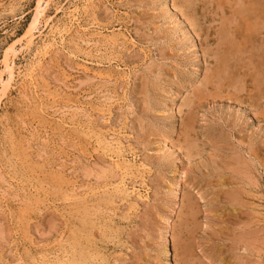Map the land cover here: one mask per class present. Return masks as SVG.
I'll list each match as a JSON object with an SVG mask.
<instances>
[{
    "label": "rangeland",
    "instance_id": "1",
    "mask_svg": "<svg viewBox=\"0 0 264 264\" xmlns=\"http://www.w3.org/2000/svg\"><path fill=\"white\" fill-rule=\"evenodd\" d=\"M39 1L0 0V264H264V0Z\"/></svg>",
    "mask_w": 264,
    "mask_h": 264
},
{
    "label": "bare ground",
    "instance_id": "2",
    "mask_svg": "<svg viewBox=\"0 0 264 264\" xmlns=\"http://www.w3.org/2000/svg\"><path fill=\"white\" fill-rule=\"evenodd\" d=\"M42 1L43 0H40L39 2H38V4H37V6H36V8H35V13H34V24L37 22V20H38V17H40L41 15H42V13H43V11L45 10V7L44 6H42ZM190 1H192V0H190ZM190 1H188V3L190 2ZM193 2V1H192ZM191 3V2H190ZM97 4V3H96ZM194 4V3H193ZM93 8V7H92ZM74 10V9H73ZM96 10V9H95ZM88 11V10H87ZM77 12H78V10H77ZM82 13V12H81ZM90 13V12H89ZM93 13V12H92ZM100 13V12H99ZM115 14V13H114ZM93 16H94V13L92 14ZM91 15V16H92ZM92 16V17H93ZM184 16V15H183ZM95 18H96V16H94ZM93 17V18H94ZM77 18V17H76ZM97 19V18H96ZM74 20V19H73ZM95 21H98V20H95ZM74 22V21H73ZM34 24H33V28L31 29L32 31L34 30ZM71 24V23H70ZM95 27V26H94ZM84 28V27H83ZM69 29V28H68ZM72 29H70V31H71ZM77 30V29H76ZM86 30V29H85ZM227 30V29H226ZM98 31V30H97ZM224 31V30H223ZM58 32V31H57ZM227 32H229V31H227ZM30 33H31V37L32 36H34L33 34H32V32L30 31ZM53 33H54V31H53ZM59 33H60V36H61V38H63V32L62 31H59ZM69 33V32H68ZM98 33V32H97ZM96 34V33H95ZM231 34H233V33H231ZM81 35V34H80ZM110 35V34H109ZM118 35V34H117ZM103 36V35H102ZM132 37V36H131ZM223 37V36H222ZM52 38V37H51ZM54 38V37H53ZM104 38V37H103ZM116 38V37H115ZM127 38V37H126ZM133 38V37H132ZM64 39V38H63ZM87 39V38H86ZM235 39V38H234ZM104 40V39H103ZM132 40V39H131ZM54 41V40H53ZM62 41V40H61ZM88 41V40H87ZM95 41V40H94ZM105 41V40H104ZM121 41V40H120ZM135 41V40H134ZM192 41H194V40H192ZM69 42V41H68ZM73 42V41H72ZM92 42V41H91ZM118 42H119V39H118ZM63 43V42H62ZM81 43H82V41H81ZM84 43L86 44L87 42H86V40L84 41ZM94 44H96L95 42H93ZM54 43L53 42H51V41H47L44 45H43V47L40 49V50H38L39 51V53L43 56V58L44 57H46V55H48L49 53H50V50H51V46L53 45ZM114 44V43H113ZM121 44V43H120ZM57 45H58V43H57ZM64 44H62V46H63ZM70 45V44H69ZM88 45V44H87ZM127 45V44H126ZM96 46V45H95ZM116 46V45H115ZM118 46V45H117ZM124 46V45H123ZM74 47V46H73ZM94 47V46H93ZM119 47V46H118ZM125 47V46H124ZM194 47V46H193ZM229 47V46H228ZM97 48V47H96ZM117 48V47H116ZM59 49V48H58ZM95 49V48H94ZM125 49V48H124ZM67 50V49H66ZM236 50H238V49H236ZM59 51V50H58ZM57 51V52H58ZM231 51H233V50H231ZM68 52V51H67ZM79 52V51H78ZM102 52V51H101ZM112 52V51H111ZM217 52V51H216ZM225 52V51H224ZM235 52V51H234ZM241 52V51H240ZM69 53V52H68ZM98 53H99V51H98ZM73 54V53H72ZM217 54V53H216ZM70 55V54H69ZM74 56H76V55H74ZM79 56V55H78ZM223 56V55H222ZM5 57H7V55H5ZM229 57V56H228ZM100 60V59H99ZM226 60V59H225ZM231 60V59H230ZM45 61V60H44ZM89 62V61H88ZM232 62V61H231ZM90 63V62H89ZM220 63H222V62H220ZM237 63V62H236ZM46 64V63H45ZM6 65V69H7V71H8V77H7V79H4L2 82H1V86H2V90L0 91V92H3L2 94H5L9 89H10V86L12 85V83L14 82V80H15V78H14V74H13V71H12V69H11V67L9 66V65H7V64H5ZM44 65V64H43ZM100 65H102V64H100ZM235 67H236V64H235ZM117 71V70H116ZM129 74H131V71H130V73ZM41 75V74H40ZM88 75V74H87ZM134 75V74H133ZM109 77V76H108ZM113 77V76H112ZM123 77H125V76H123ZM106 78V77H105ZM127 78H128V76H127ZM109 79V78H108ZM112 79V78H111ZM130 79V78H129ZM110 81H112V80H110ZM260 81V80H259ZM261 82V81H260ZM35 89V88H34ZM33 102V101H32ZM53 110V109H52ZM88 112V111H87ZM112 112V111H111ZM62 114V113H61ZM59 115V114H58ZM76 115V114H75ZM88 116V115H87ZM86 116V117H87ZM88 120V119H87ZM128 121V120H127ZM91 123V122H90ZM85 124V123H84ZM83 124V125H84ZM87 124V123H86ZM85 124V125H86ZM126 124V123H125ZM82 125V124H81ZM111 125V124H110ZM102 126V125H101ZM82 127V126H81ZM100 127V126H99ZM77 128V127H76ZM128 128V127H127ZM88 129V128H87ZM93 131V130H92ZM101 131V130H100ZM118 131V130H117ZM86 132V131H85ZM96 132V131H95ZM124 132V131H123ZM99 133H101V132H99ZM104 134V133H103ZM124 134V133H123ZM122 134V135H123ZM105 135V134H104ZM112 135V134H111ZM128 137V136H127ZM133 137V136H132ZM109 138V137H108ZM110 138H111V136H110ZM42 139V138H41ZM98 139H100V138H98ZM105 140H107V139H105ZM109 140V139H108ZM107 140V141H108ZM116 141V140H115ZM166 141V140H165ZM165 141H163V142H165ZM38 142V141H37ZM36 143V142H35ZM97 143V142H96ZM108 144H109V141H108ZM103 145V144H102ZM120 145H122V144H120ZM160 145H161V143H160ZM169 145V144H168ZM159 146V145H158ZM114 147V146H113ZM163 147V146H162ZM105 149V148H104ZM113 149V148H112ZM159 149V148H158ZM162 149V148H161ZM165 150V149H164ZM168 150V149H167ZM166 150V151H167ZM170 150V149H169ZM161 151H163V150H161ZM165 151V152H166ZM172 151V150H171ZM164 152V151H163ZM164 152V153H165ZM168 152V151H167ZM242 156V155H241ZM114 158V157H113ZM116 159V158H115ZM118 159V158H117ZM131 159V158H130ZM133 159H135V158H133ZM141 160V159H140ZM177 160V159H176ZM116 162V161H115ZM107 164V163H106ZM136 164V163H135ZM140 164V163H139ZM144 164V163H143ZM148 164V163H147ZM235 164V163H234ZM130 165V164H129ZM138 165V164H137ZM146 166V165H145ZM244 166V165H243ZM119 167V166H118ZM123 167V166H122ZM130 167L131 166H127V167H125V169H130ZM120 168V167H119ZM141 168V167H140ZM236 170V169H235ZM234 171V170H233ZM114 172V171H113ZM128 172V171H127ZM139 172V171H138ZM143 172V171H142ZM151 172V171H150ZM111 173V172H110ZM116 173V172H115ZM115 173H113V174H115ZM177 173V172H176ZM241 173V172H240ZM108 174V173H107ZM112 174V175H113ZM126 174V173H125ZM174 174H175V172H174ZM182 174V173H181ZM248 174V173H247ZM109 175V174H108ZM130 175V174H129ZM134 175V174H133ZM176 175V174H175ZM246 175V174H245ZM64 177V176H63ZM114 177V176H113ZM143 177H144V175H143ZM175 177V176H174ZM248 177V176H247ZM62 178V177H61ZM122 178V177H121ZM180 178V177H179ZM110 180H111V178H109ZM117 179V178H116ZM246 179V178H245ZM249 179V178H248ZM130 181V180H129ZM137 181V180H136ZM114 182V181H113ZM112 182V183H113ZM116 182V181H115ZM118 182V181H117ZM127 182H128V179H127ZM126 183V182H125ZM136 183V182H135ZM139 183V182H138ZM146 183V182H145ZM107 184H108V182H107ZM142 184V183H141ZM72 185V184H71ZM126 185L127 184H123V182H121L120 183V185L119 186H117L116 187V190H123L124 188H125V191H127V189H128V187H126ZM174 185V184H173ZM178 185H180V181H178L177 182V186ZM75 186V185H74ZM112 186V185H111ZM176 186V185H175ZM109 187V186H108ZM75 188V187H74ZM77 188V187H76ZM134 188H135V186H134ZM148 188V187H147ZM108 189V188H107ZM139 189V188H138ZM171 189V188H170ZM169 189V190H170ZM176 189H178L177 187H176ZM73 190V189H72ZM105 190V189H104ZM93 191V190H92ZM97 191V190H96ZM144 191V190H143ZM76 192V191H75ZM97 193V192H96ZM120 193V192H119ZM72 194H73V191H72ZM71 194V195H72ZM103 194H105L104 192H103ZM70 195V196H71ZM111 195V194H110ZM108 196V195H107ZM100 198H102V197H100ZM121 199V198H120ZM134 199V198H133ZM135 199H136V197H135ZM147 199V198H146ZM176 199V198H175ZM75 200V199H74ZM144 200V199H143ZM148 200V199H147ZM136 201V200H135ZM114 202V201H113ZM112 202V203H113ZM142 202V201H141ZM132 205H133V203H132ZM136 205V204H135ZM140 205V204H139ZM106 206V205H105ZM135 207V206H134ZM134 209V208H133ZM138 212V211H137ZM111 214V213H110ZM114 215V214H113ZM111 219V218H110ZM95 224V223H94ZM167 239V238H166ZM96 244V243H95ZM168 249V248H167ZM93 256V255H92ZM167 256H169V255H167ZM73 262V261H72ZM59 263H61V262H59ZM66 263V262H65ZM67 264V263H66Z\"/></svg>",
    "mask_w": 264,
    "mask_h": 264
}]
</instances>
